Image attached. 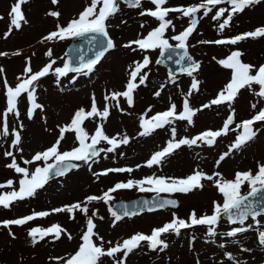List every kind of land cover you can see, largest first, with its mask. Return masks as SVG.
Instances as JSON below:
<instances>
[{
    "label": "rangeland",
    "instance_id": "obj_1",
    "mask_svg": "<svg viewBox=\"0 0 264 264\" xmlns=\"http://www.w3.org/2000/svg\"><path fill=\"white\" fill-rule=\"evenodd\" d=\"M16 0H0V52L7 55L0 56V128L3 126V112L6 109L5 80L11 87L18 83L17 77H23L24 68L31 67L32 72L39 71L50 60L55 63L50 72L39 79L36 88V101L43 105L36 109L31 119L28 118L27 95L22 94L17 100V111L9 113L7 123L9 135L0 136V184L12 180L13 184L0 188V193L18 190L22 174L6 167L12 157L4 153L11 151L20 167L33 171L37 164L41 167L44 162L24 163L31 157L53 144L59 136V127L70 122L74 112L79 108L90 110L92 97H95L98 110L102 111L105 104L109 107V116L102 119L93 117L84 121L83 127L93 134L98 125L103 126L104 132L109 136H127L129 142L121 144L113 152H101L99 156L87 164L78 161V168H73L67 174L52 177L38 189L32 197L12 202L9 208L0 205V221L12 220L30 215L33 212L48 211L53 208L70 205L74 202H85L89 195L101 196L108 189L123 179L139 180L142 177L157 175L183 178L201 170L207 174L219 172L225 179H233L237 171H257L258 164L264 163V122L253 125L256 136L238 149H232L223 160L221 155L229 152L230 146L242 129L236 128L241 121L250 119L260 108H264V98L254 93L259 90L257 85L252 89H241L231 104L224 103L202 109L193 117V123L176 120L172 124L156 129L150 135L141 136L140 118H150L158 112H163L172 103L177 105V111L182 110L185 96L195 77L200 83L198 90L192 91L188 96L190 106L200 109L201 105L210 102L218 92L224 88L231 77V70L223 68L217 61L226 58L232 51H240V59L244 63L258 68L264 64V36L245 38L233 44L201 43L202 41H215L230 39L236 35L250 32L257 27L264 26V0L246 7L242 12L233 14L229 25L223 31L219 24L227 18V12L218 20L212 17L219 7L230 9L225 4L212 8L208 15L201 9L195 15L197 24L192 34L188 37L186 47L192 57L200 62L199 69L189 76L187 73L170 76L165 68L156 63L159 49L140 50L135 45L132 48L124 47L129 41L136 40L156 28L159 21L150 15H140L146 9L154 10L155 6L149 0H142L140 7H130L119 1V11L106 20V31L115 47L109 50L100 62L91 71H70L59 78L54 69L62 67L66 61L65 49L70 37L51 41L45 40L50 32L56 30L57 25L66 26L73 19L78 18L81 11L91 4V0H29L22 5L25 21L19 29L13 27L9 32V11ZM201 3V0H167L164 7H188ZM100 5L97 6V11ZM211 7V6H210ZM59 12L58 17L47 13ZM166 19L172 21V26L166 30V37L170 44L178 43L171 37L179 34L189 26L190 17L183 16L180 12H170ZM143 25V26H142ZM5 33H8L5 36ZM78 40V39H77ZM135 48V50H133ZM51 50V56L46 52ZM19 52V55L13 53ZM147 56L149 65L142 69V74L147 73L145 83L133 91V103L129 106L125 97L116 100L104 97L113 91L122 92L129 79L133 62H142ZM215 58V59H214ZM131 66V67H130ZM254 74V72H253ZM139 84V78L136 81ZM159 93V95H156ZM117 104L119 105L117 107ZM255 104L254 109L252 105ZM234 113V121L229 126L227 135L216 138L213 145L198 142L196 145H182L173 153L166 156L161 164L146 166V161L153 153L161 150L172 139L171 129H176V139L197 136L204 130H218L224 121ZM21 124L23 127L21 128ZM12 129L20 135V143L12 145ZM74 132H67L61 142V152L77 146ZM98 148L110 147L106 142L97 145ZM219 161V163H218ZM51 162V161H49ZM139 165L140 167H137ZM127 167L131 172H111L107 175H96L109 168ZM215 179V177H214ZM203 188L196 189L188 194L163 193L180 201L178 208L155 209L142 211L136 215L123 216L121 220L113 223L114 217L109 209L111 201L122 198L130 199L138 195H151L155 192L139 191L138 187L117 189L110 193L112 199L105 204L103 201L88 203V216L96 211L93 217L96 225L94 232L102 237V241L93 237V241L103 244L106 250L110 246L121 243L124 239L140 232L150 234L151 230L163 226L171 221L173 213L179 218L187 220L189 214L195 210L197 216L213 211V201L223 203L222 195L214 187L213 181L203 179ZM249 190L247 184L241 192ZM74 219H70L67 212L51 213L45 217H37L23 225L0 224V264H64L63 260L54 258H68L73 255L82 243L81 237L87 230V217L79 212H74ZM259 223L252 218L245 220L244 225L233 223L221 217L213 226L215 235L208 234V226L196 225L181 229L179 235L167 233L162 236L168 247L163 251L151 250L146 242L133 250L124 260V264H264V245L259 242V232L264 231V214L256 217ZM52 224H59L64 230L59 239L48 235L44 239L33 242L28 232L33 227L48 228ZM248 225H251L248 228ZM236 227L248 228L234 236L227 233ZM12 233V235H10ZM71 235V239L68 235ZM248 249L250 251H245ZM225 253H230L233 259H228ZM123 257V252L116 255V259ZM98 264H114V259L103 256Z\"/></svg>",
    "mask_w": 264,
    "mask_h": 264
},
{
    "label": "snow or ice",
    "instance_id": "obj_2",
    "mask_svg": "<svg viewBox=\"0 0 264 264\" xmlns=\"http://www.w3.org/2000/svg\"><path fill=\"white\" fill-rule=\"evenodd\" d=\"M29 0H16V2L11 6L9 11L10 24L9 32L13 27L19 29L22 25V22L25 21V16L22 12V5L28 3ZM130 7H140L142 0H124ZM155 8L154 10L146 9L140 13V15H150L156 18L159 21V24L156 28L150 30L146 36L138 38L133 41H129L124 45V47L132 48L133 45L138 47L140 50H155L159 49L163 54L166 50L169 51V55L174 49L185 50L181 56L180 60H177L179 64L185 58L188 61L187 67L182 70L187 72L189 76H192L196 72L200 63L194 61L186 51V42L188 37L192 34L193 30L197 24L196 13L201 9L204 10V14L208 15L212 11V8L216 6L227 4L230 6V9L225 7H219L215 12V15L212 17L213 20H218L220 17L224 16L227 12V18L219 24V30L223 31L224 28L229 25V22L235 13L242 12L246 7L259 3L260 0H201V3L195 4L188 7H177L169 8L164 7L167 0H149ZM53 4L58 3V0H52ZM100 5L98 11L97 6ZM211 6V7H210ZM119 11V0H91V4L86 6L83 11L78 15V18L71 19L66 26L57 25L56 30L50 32L45 40L51 41L54 39L63 40L68 37H85L89 34L92 35L90 42L98 48V51L95 54V58L87 60V62L81 61L79 67H71L69 62L66 60L62 67H57L54 69L57 76V81L62 76H65L69 71L81 72L83 70L91 71L93 66L98 63L101 57L104 54L115 47L114 42L108 38V32L106 31V20L115 15ZM170 12H180L185 17H190L189 26L181 31L179 34L171 37L172 40L177 41L178 43L173 46L169 43V38L166 37V30L172 26V21L166 19ZM53 17H58L59 12L50 11L47 13ZM3 19V17H0ZM143 26V25H142ZM8 33H5L7 36ZM264 36V26L257 27L255 30L242 33L232 37L230 39H218L215 41H202L201 43H213V44H233L244 40L245 38L251 37H261ZM98 37H103L104 39H98ZM135 50V48H133ZM14 55H19V52L13 53ZM7 55V53L0 52V56ZM47 56H51V50L46 52ZM242 53L240 51H232L224 59H220L217 62L225 69L231 70V77L229 82L221 89L215 98L210 102L201 105L200 109H193L190 106L188 96L191 95L192 91L198 90L199 81L193 77L191 87L188 94L185 96L182 104V110L177 111V105L172 103L169 108L163 112H158L155 115H152L150 118L141 116L140 118V127L142 131L139 133L141 136L150 135L153 131L159 128H163L165 125L172 124L174 121H187L188 124L193 123V117L196 113L202 109L209 108L213 105H221L224 103L231 104L234 99L237 97L239 91L244 88L252 89V86L255 84L258 86L259 90L254 94L264 98V64H261L258 68L254 65L244 63L240 59ZM215 59V58H214ZM55 63L54 60L42 67L39 71L32 72L30 65L24 68L23 77H17L18 83L15 87H11L7 84V81L4 82V87L6 89V101L7 106L3 112V126L0 128V136L9 135V126L7 123V117L9 113H15L19 116L17 111V100L22 95H27L28 108L27 115L31 119L33 113L36 109H42L43 105L37 103L36 101V88L37 82L40 78L46 76L52 66ZM150 63V60L147 56L144 57L142 62L134 61V67L131 68L129 79L126 83L125 89L122 92L113 91L109 95L104 97L107 102L109 99L116 100L117 97H125L129 106L133 103V91L139 86L145 83L147 73L142 74V69L146 68ZM131 67V66H130ZM4 72L3 68H0V74ZM254 72V74H253ZM137 78H139V84L136 83ZM159 95V93H156ZM119 105L117 104V107ZM252 107L255 109L256 105L253 104ZM93 116H100L102 119H106L109 116V107L108 104H105V107L102 111L98 110L95 97H92V103L90 110L86 111L83 107L77 109L70 122L59 127V136L56 141L48 148L41 152L35 153L31 160H25L24 163L32 164L34 162L43 161L44 164L41 167L39 164L35 167L33 171H29L28 168L20 167L15 157L11 151H6L4 155L6 157H12L11 163L6 165V167L14 169L16 173L22 174V178L19 180L18 190H12L0 193V205L4 208H9L12 202L23 200L28 197H32L36 194L38 189L44 187L49 179L56 176H63L67 174L73 168H78L80 165L72 163V161H80L84 164H87L91 168L90 161H93L94 158L99 156L101 152H113L121 144H127L129 138L125 136H120L117 134L115 136L109 137L103 130L102 125H98L93 134L89 133L83 127L84 121ZM234 121V113L230 114L227 119L224 121L222 128L218 130H205L199 133L197 136L192 137L191 139L185 137L176 139V129H171L172 139L167 142V145L161 150L156 151L151 155V157L145 162L146 166L152 167L153 165H159L163 159L173 153L176 149L180 148L182 145H196L198 142L205 143L209 146L213 145L217 137L222 135H227L230 129L229 126ZM256 122H264V108H260L259 111L253 115L250 119L241 121L236 125V128L242 129L240 134L236 137L235 142L230 146L229 152H225L221 155L220 159L223 160L232 149H238L242 145H245L247 142L252 140L256 136V130H254L253 125ZM23 125L21 124V128ZM67 132H74L75 140L78 142L77 146L71 148L70 150L61 152L59 146L61 142L65 139V134ZM12 134L14 138L12 139V145H18L20 143V135L15 130L12 129ZM90 141V142H88ZM106 142L110 147L106 149L98 148L101 142ZM51 161V162H49ZM219 163V161H218ZM137 167H140L137 165ZM131 168H109L102 170V172L96 175H107L111 172H131ZM215 177V179H214ZM207 179L213 181L214 187L223 197V203L220 204L216 201H213V211L211 215L204 214L197 216L195 210H193L187 220L179 218L173 213V218L171 221L166 222L161 227H156L151 230L150 234H144L137 232L130 236L129 238L124 239L121 243H117L114 246L108 247L106 250L103 247V244H96L93 241V237L102 241V237H99L94 228L96 225L93 222V217L97 215L96 211L92 212L91 216H88V203L91 201H103L107 204L111 199L110 193L116 191L117 189H128L132 187H138L139 191H151L157 194L159 193H184L188 194L196 189H202L203 185L201 181ZM13 184L12 180H8L5 184H0V188L5 186H11ZM247 184L249 191L246 194H242L241 188ZM260 196L264 198V163L258 164L257 171L253 174L251 170L247 171H237L233 179H225L222 174L219 172H214L212 174H207L201 170H194L192 174H189L183 178L177 177H167V176H157L150 175L146 176L139 180L129 179L127 182H117L113 188L108 189L101 196L89 195L85 198V202H74L70 205H64L62 207L53 208L50 212L40 211L33 212L30 215L23 216L21 218L4 220L0 221L4 227L9 225H23L28 221H31L37 217H45L51 213H60L67 212L70 214V219H74V212L79 211L83 213L86 217L87 230L83 232L78 250L68 258H54L57 260H63L64 264H98V261L103 256H108L114 259V264H124V260L128 255L133 252V250L138 249L142 246V243L147 244V247L151 250L163 251L168 247L167 243L162 236L167 233H175L179 235L181 229L193 227L196 225H206L208 226V234L215 235L214 227L219 219L226 215L230 222H239L240 225H244L245 220L249 217L253 221L259 223L256 220V217L264 214V205L257 207L256 201L254 198ZM145 205H148V202H144ZM177 205V201L172 199H162L159 201L154 200L152 206L148 207V211H153L156 208H165L166 206ZM111 215L114 217L113 223L122 219L123 216L135 215L136 213H130L126 207L122 215L117 214V212L109 209ZM251 225H248L250 228ZM248 228L245 227H236L227 233L228 236H234L237 233L247 231ZM64 230L59 224H52L48 228L42 227H33L29 230L28 235L32 237L33 242H36L37 239H44L48 235H53L55 239H59L60 235ZM12 235V233H10ZM259 242L261 245H264V231L259 232ZM68 238L71 239V235H68ZM245 251H250L245 249ZM123 252V257L116 259L118 253ZM228 259H233L230 253H225ZM199 264V261H197Z\"/></svg>",
    "mask_w": 264,
    "mask_h": 264
},
{
    "label": "water",
    "instance_id": "obj_3",
    "mask_svg": "<svg viewBox=\"0 0 264 264\" xmlns=\"http://www.w3.org/2000/svg\"><path fill=\"white\" fill-rule=\"evenodd\" d=\"M92 35H95V34H89L88 36L82 37V40L76 43L69 42V44L67 45V48H66L67 61L69 62L71 67L73 68L79 67L82 60L83 62H87V60L95 58V54L98 51V48L94 45V43L90 42V38ZM98 39H104V38L98 37ZM184 51L185 50H182V49H174L171 52V55H169L168 50H166L163 54L160 52L157 58V62L160 65L165 66L167 70L172 74H176L178 72H185L182 69L187 67V64H188L187 59L185 58V60H182L179 64L177 63V60H180V56ZM188 55L191 57L189 53ZM72 163H75V161H72ZM162 199H172V198L163 197V196H153V197H138V198L132 199L130 201H125V202L121 200H117L113 202L112 208L116 212H118L120 215H122L123 211L125 210L124 205H127L126 209L130 213H136V212H139L140 210L148 209V207L152 206L154 200L159 201ZM254 199L256 201L257 207L264 205V198H261L260 196H258ZM145 201L148 202V205H145L144 203ZM177 205L175 207H177ZM170 207L175 208L173 206H170Z\"/></svg>",
    "mask_w": 264,
    "mask_h": 264
}]
</instances>
